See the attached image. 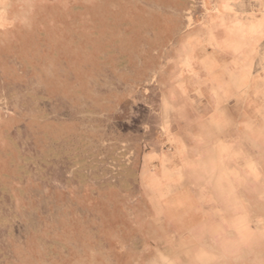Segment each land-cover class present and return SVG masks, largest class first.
Returning <instances> with one entry per match:
<instances>
[{
    "label": "rangeland",
    "instance_id": "374dc122",
    "mask_svg": "<svg viewBox=\"0 0 264 264\" xmlns=\"http://www.w3.org/2000/svg\"><path fill=\"white\" fill-rule=\"evenodd\" d=\"M0 264H264V0H0Z\"/></svg>",
    "mask_w": 264,
    "mask_h": 264
}]
</instances>
